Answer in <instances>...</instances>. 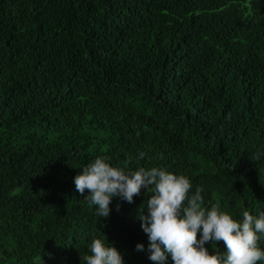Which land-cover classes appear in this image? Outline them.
<instances>
[{"label":"trees","instance_id":"trees-1","mask_svg":"<svg viewBox=\"0 0 264 264\" xmlns=\"http://www.w3.org/2000/svg\"><path fill=\"white\" fill-rule=\"evenodd\" d=\"M97 157L264 212V0H0V264H86L95 238L157 264L150 191L108 218L76 191Z\"/></svg>","mask_w":264,"mask_h":264},{"label":"clouds","instance_id":"clouds-1","mask_svg":"<svg viewBox=\"0 0 264 264\" xmlns=\"http://www.w3.org/2000/svg\"><path fill=\"white\" fill-rule=\"evenodd\" d=\"M144 153H140L143 157ZM258 158V157H257ZM125 167L111 166L105 157H97L74 176V185L85 200L95 206L96 216L108 218L114 197L128 203L141 189L151 192L145 208L137 219L147 235L148 258L157 264H258L264 261V249L258 245L264 236V212L258 216L245 210L242 219L220 209L219 205L206 208L203 188L197 186L192 193V182L183 174H174L159 167H139L127 171ZM146 209V212H145ZM119 210V205H117ZM199 233V235H198ZM222 241L220 248L209 251L206 244ZM137 251L144 245L137 243ZM86 264H124L121 252L95 238L90 245Z\"/></svg>","mask_w":264,"mask_h":264}]
</instances>
